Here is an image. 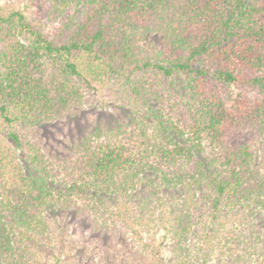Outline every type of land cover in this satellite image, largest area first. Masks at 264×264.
I'll use <instances>...</instances> for the list:
<instances>
[{
	"label": "trees",
	"instance_id": "obj_1",
	"mask_svg": "<svg viewBox=\"0 0 264 264\" xmlns=\"http://www.w3.org/2000/svg\"><path fill=\"white\" fill-rule=\"evenodd\" d=\"M30 2L50 31L0 5V264H264V0ZM99 92L129 122L44 147Z\"/></svg>",
	"mask_w": 264,
	"mask_h": 264
},
{
	"label": "rangeland",
	"instance_id": "obj_2",
	"mask_svg": "<svg viewBox=\"0 0 264 264\" xmlns=\"http://www.w3.org/2000/svg\"><path fill=\"white\" fill-rule=\"evenodd\" d=\"M0 5H13L24 11L27 17H37L44 19L45 31H50L51 26L45 20V11L38 4H32L30 0H0ZM48 25V26H47ZM110 96L104 92L86 93V99L83 105L73 112L60 116L55 122L44 123L36 129L41 132L44 147L54 149L60 145L62 140L79 139L90 133L94 126H105L107 128L118 127L122 123L129 122L130 117L123 110L111 106ZM261 151V150H260ZM261 165L264 168V153L260 154ZM76 220L70 219L67 227L76 245H80V229ZM70 235V233H69ZM145 242L159 247L163 241L162 231H153L150 234L143 235ZM165 251V246L159 247ZM161 251V252H162ZM91 252V250H90ZM96 256V255H95ZM97 257V256H96ZM52 260H46L42 264H53Z\"/></svg>",
	"mask_w": 264,
	"mask_h": 264
}]
</instances>
